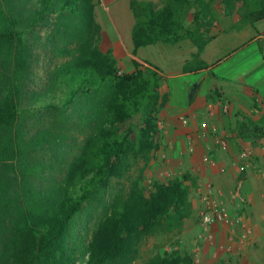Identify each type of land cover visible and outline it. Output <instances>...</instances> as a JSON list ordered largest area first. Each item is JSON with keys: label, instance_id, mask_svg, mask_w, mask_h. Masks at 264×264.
<instances>
[{"label": "trees", "instance_id": "trees-1", "mask_svg": "<svg viewBox=\"0 0 264 264\" xmlns=\"http://www.w3.org/2000/svg\"><path fill=\"white\" fill-rule=\"evenodd\" d=\"M217 1L235 12L236 30L258 33L264 0H165L160 8L132 0L133 54L189 39L194 71L205 68L203 21ZM100 37L94 0H0V264H194L188 253L147 249L151 238L182 231L197 189L190 173L143 185L163 145V77L135 60L123 71ZM53 57L59 63L45 67L39 85L36 69ZM218 90L213 84L207 99ZM263 127L261 119L236 132L259 139Z\"/></svg>", "mask_w": 264, "mask_h": 264}, {"label": "crops", "instance_id": "crops-1", "mask_svg": "<svg viewBox=\"0 0 264 264\" xmlns=\"http://www.w3.org/2000/svg\"><path fill=\"white\" fill-rule=\"evenodd\" d=\"M94 1L96 20L101 26V50L111 51L119 65L125 68L123 70L131 72L132 61H142L138 56L142 48L137 50L136 55L133 54L132 28L135 19L130 9L132 0ZM137 1L152 2L157 8L165 2ZM189 28L193 29L191 25ZM223 35L219 34L207 42L200 55L205 68L195 72L198 67L195 66L192 71L183 65V70L167 74L164 88L161 82V92L168 96V102L160 112L164 138L158 153L164 152L168 156L172 175L187 172L196 177L198 200H192L194 209L197 202L201 205V195L209 193L226 201L231 211L240 218L237 224L217 223L211 226L212 232L209 231L213 239L215 234L220 239H238L235 249L241 264H264V138H241L236 132L241 124H259L261 119L264 120V44L258 42L264 34L244 35L233 50L215 58L212 64L208 60L213 53L212 46H216L219 40H237L238 36L235 33L223 39ZM184 45H187L188 55L177 52V49L167 52L166 60L171 67H177L179 62L187 63L195 56L197 49L189 39L168 46ZM153 53L159 55L155 50ZM202 70L205 73L200 74ZM214 75L220 80L216 81ZM194 83L197 86L192 98H189ZM215 83L217 87L224 84L222 88L218 87L219 96L207 99ZM222 90L228 100L221 98ZM222 100L229 102L227 112L221 108ZM182 118H186L187 123ZM203 132H206L205 136ZM217 138H223L226 145L215 144ZM243 151L246 152L245 158L241 155ZM206 156L212 159L210 163L204 162ZM227 244L229 242L224 245ZM221 253L225 252L216 248L212 260L216 261Z\"/></svg>", "mask_w": 264, "mask_h": 264}, {"label": "rangeland", "instance_id": "rangeland-1", "mask_svg": "<svg viewBox=\"0 0 264 264\" xmlns=\"http://www.w3.org/2000/svg\"><path fill=\"white\" fill-rule=\"evenodd\" d=\"M237 19L238 17L236 16L235 12H228L222 3L217 1L213 5L212 15L208 16V18L203 21V24L205 25V27L208 26V29H209V34L207 36L208 42L214 37L218 36L219 34H225L223 35V39L227 38L230 34L231 35H234L235 33L238 34L237 40L233 38H230L228 40L225 39L226 42H222L219 40L218 42H216L215 44L216 46H212L213 53L208 58V60H211L210 61L211 63L214 62L213 60L215 58L217 57L219 58L223 54H228L231 50H233L234 48L233 46L237 42H239L240 39L244 35L257 36V35L264 34V22H259L257 24L258 33H256L251 27L248 28L247 30H244V32H239L238 30L235 29V26H234ZM186 25L188 27L190 25L192 28L194 27V24H192L190 20L187 21ZM40 31H41L40 38L36 42V46L38 48H41L47 44V39H48V34H49V25L44 26ZM248 36L246 39L249 38ZM258 42L260 44H264V38L260 37ZM186 46L187 45H184L183 47L182 46H168V45L161 44V45H157L154 47H146L144 49L142 48L141 53L138 54V56L142 59L140 64L145 67L152 66V67L157 68L159 71V74L163 77L162 87L164 88L165 81L167 80V77H166L167 74L176 72L179 70H183V65L185 69H191L196 66L195 64H197L196 62L197 60H195V58L193 57L187 63L179 62L177 67H171L168 64L166 60L167 52L168 51L172 52L173 50L177 49V52H184L188 55L189 50L186 49ZM190 48L191 46L189 47V49ZM154 50L159 52V55L155 56V54L153 53ZM156 57L158 59H154ZM41 63L42 65H39L36 69L37 76H38L37 83H39V85H40V80H43L44 78L45 67H47L48 65H50V67H53L54 65L58 64L59 61L54 57L52 59L42 58ZM119 67L122 70L123 69L125 70L123 65L122 66L119 65ZM203 73H205V70H202L200 72V74H203ZM223 85H220L218 87L222 88ZM223 92L224 90H222V93L220 92L221 98L227 99V97L224 96ZM218 93H219V90H218ZM44 115L46 117H49L47 116V113ZM53 116H54L53 114L50 115L51 119H55L53 118ZM38 118L39 117L37 115L31 117V119H29V123L36 121ZM183 173H187V172H181V174ZM174 177H176V175H172L169 172L168 156L166 155V153L161 152L157 154L155 160L148 167L146 178L144 180L143 185L149 188V186L151 185V182L155 178H159L160 180L167 181V180L173 179ZM196 193L197 191L193 195L192 200H198V196ZM228 206L230 207V205ZM199 208H200V205L197 202L195 209H194L193 216L185 222L184 227L179 234L159 235L157 237L151 238L148 242L147 249L152 251V253L160 252L162 254L179 253L182 255L184 253H188L193 256L194 264H197L195 262L196 258L200 259V263L198 264H221L222 261L227 257H233L236 259L237 264H241L238 258L239 255L236 253V249H235V247L238 245V239L237 240L235 238L229 239L228 237H226L225 239H220L218 236H216L215 232L213 231V233L215 234V239L206 240L204 236L205 233L199 224V218H198ZM233 216L237 217L234 212H233ZM233 227L235 228L236 226H233ZM227 242H229V244L230 243L232 244L231 252L221 253L219 257L217 256L218 258L216 259V261L212 260L211 256H212L213 251L216 249V246H221L222 244L224 245ZM229 244L227 245L231 247V244L230 245ZM142 262L143 260L139 261V264H142Z\"/></svg>", "mask_w": 264, "mask_h": 264}, {"label": "built area", "instance_id": "built-area-1", "mask_svg": "<svg viewBox=\"0 0 264 264\" xmlns=\"http://www.w3.org/2000/svg\"><path fill=\"white\" fill-rule=\"evenodd\" d=\"M221 108L224 112H227L229 110V102L227 100H222ZM182 121L184 123H187L186 118H182ZM205 133L206 132H203L204 136L206 135ZM215 144L219 146H225L226 141L223 138H217L215 140ZM241 155L243 158H245L246 152L243 151ZM203 160L206 163H210L212 159L209 156H206ZM198 218L199 224L204 231L206 238L209 240L213 239L212 234L209 230L214 224H237L241 221L239 217L233 216V212L227 205L226 201H224L223 199L212 197L209 193L201 195V205L198 210ZM216 248L218 250H223L224 252H231V247L228 245L216 246ZM195 262L197 264L200 263V259L196 258Z\"/></svg>", "mask_w": 264, "mask_h": 264}, {"label": "water", "instance_id": "water-1", "mask_svg": "<svg viewBox=\"0 0 264 264\" xmlns=\"http://www.w3.org/2000/svg\"><path fill=\"white\" fill-rule=\"evenodd\" d=\"M196 86H197V83H194V84H193V87H192V89H191V91H190L189 98H192L193 93L195 92Z\"/></svg>", "mask_w": 264, "mask_h": 264}]
</instances>
